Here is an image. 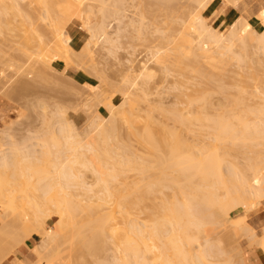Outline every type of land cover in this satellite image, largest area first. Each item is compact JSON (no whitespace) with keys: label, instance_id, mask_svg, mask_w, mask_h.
<instances>
[{"label":"bare ground","instance_id":"6f19581e","mask_svg":"<svg viewBox=\"0 0 264 264\" xmlns=\"http://www.w3.org/2000/svg\"><path fill=\"white\" fill-rule=\"evenodd\" d=\"M51 1L54 2L58 8H60L59 11H61V15H60V12H57L58 11L56 9L57 7L52 9ZM136 1H138V0H135V1L131 0V2H136ZM193 1H195V3H197V8H198V9L193 8L194 10H192V11H195V9H196V12L194 13L195 15H193L190 12V15L191 14L193 15V16L189 15L190 18L189 17L188 18L190 20L185 17L184 18L185 20L181 21V24L178 23L181 25L180 28H178L179 32L176 33L175 35L173 34V37H171L172 34H169L171 39L168 36V38L170 39V41L169 40L168 41L170 43H173V44L175 43L174 44V50L177 51V52H174L175 54L176 53H178V55L184 54V56H186L185 57L186 60H188L187 58H189L188 55L190 54V52H191V54L192 53L196 54V52H197V51L193 52V49H192L193 38L190 37L192 35V33H190L189 31L193 30L192 32H196L197 35H199V38L197 39L198 45H199L198 49H200L201 50L200 52L203 54L204 60L203 59L202 60L204 62L201 59L197 62L199 64L202 61V63H204V64H203V66L199 65V67L201 66L202 68L201 67L200 68L197 67V68L200 69V71L204 68V70H202V73H204L203 76H205L204 79H206V81L203 80L204 83L213 80V78H215V75L217 74L216 71H214L215 70L214 68H217V66L214 65L213 61H212L215 58L218 57L219 62L229 64L228 61L233 59V58H235L237 60H242V61L244 60L245 61L244 58H246V56L244 57V52L248 49H251V50L255 49V50H253L254 53L256 51L259 52V50H261L260 52H262V51L264 52V10L261 12L263 24L258 26V28L261 29V31H262V32L259 31L260 35L256 34L257 29L251 24V21H249L248 19L242 18V16L235 19L234 20L235 22H232L229 26L228 31L225 32V31L219 30L217 27H214L212 24L208 23V20L210 21V18L207 19V17L204 15V12L207 10V8L209 7V5L211 4V2L213 0H193ZM242 1L243 0H222V2H220V3H221V6L230 5V6L236 7ZM20 2H21V0H20ZM20 2H19V0H4V5L2 8H0V13H2V11H4L5 9L8 10L7 8H11L10 10L13 9V12L17 11L19 13V15L22 16L21 13H24L26 10L24 11L23 8H22L23 10L21 9ZM36 2L41 9L43 8V11H44V8H46L47 10L45 9V11H48L49 13L50 12L52 13L54 11V15H55V13H59V15L61 16L60 18H58L57 21H55V22L53 21V24L55 25V27L51 23V25L54 27L55 30H52L53 32H50V33H52V37L50 38V41L48 40V42H47V40L44 39V38L47 39V37H45V35H43L40 32V30H39L40 27H39L38 21L39 20L41 21V19H43V20L48 19L49 17H52L53 19L55 18L54 20H56L59 15H57V17H55L56 15L53 17V13L51 14L52 16H50V14L47 15L48 12H46L47 14L45 13V15H43L41 19H40L41 16L38 17V19H37L36 18L37 15H35L36 17L34 15H32L33 12L26 14L27 13V11H26L23 14L24 20L22 18V20H23L22 23L23 24L26 22H27L26 24L29 23L28 24L29 25L28 31L30 30L28 32L29 34H31L30 32H33L35 34L38 33L37 35L39 37H38V40H36V42H38L37 47H39L44 54L46 53L45 56L47 57V59L50 60V58H48V57L51 56V60H50L51 63L53 61H56V60L63 61L66 65V67H69L67 65L70 64V61H69L70 60V58H69L70 53L71 54L75 53L76 54V55L74 54L75 56H77V54L81 55L82 52H84V50L86 48L88 51L85 50V53L86 52L88 53L89 48H90L89 44H91L92 41L99 39L100 37H103V39L106 40L107 42L112 41V43H114V42L119 41V39L121 37V33H122L121 31L125 27L124 26L125 22H124L123 28H122V22L128 17L127 12L130 11L129 8L131 5V4L129 5V3L127 4V2H129V0H35V3ZM134 4L136 6L137 4H139V1H138V3H134ZM53 7H54V4H53ZM131 7H134V6H131ZM31 8H33V7L31 6ZM50 9H52L53 11H51ZM54 9H56V10H54ZM30 10H28V12ZM35 12H36V10H35ZM6 14H8L7 11H6ZM13 14L11 12L12 16L15 15V14L14 15ZM29 14H31V15L29 16ZM212 15H214V13ZM31 16L32 17L34 16L35 19L34 18L32 19ZM142 16H143V14H142ZM142 16H140L138 19L131 18V17H129V19H128V21H130V23H131L130 25H133V24L135 25L137 23L138 33L144 32V31H142L143 29L145 30V25H144L145 21L143 20L144 17L142 18ZM170 17L172 18V16H170ZM14 18H12V21H14ZM112 18L113 19L115 18L117 20V22H119L118 23V25H119L118 26V32L116 33V35H117L116 39H114L115 37L113 38L112 36H110V33L108 31V27L110 26L109 21ZM75 20L80 21L83 24L82 26L86 29V31L88 33V39L80 50H76L73 47V45H72L73 39H72L71 35L68 33V26L71 23L73 24V22ZM167 22H169V21H167ZM0 23H2V22H0ZM5 23H4V25H5ZM127 23L129 24V22H127ZM235 23H237V24H235ZM2 24H0V26ZM28 25L23 26V29H24V27H28ZM127 25H126V27H127ZM239 25H240V27H239ZM6 26H8V25L6 24ZM135 28H136V26L134 27V29ZM174 28H175V26H174ZM253 28L256 29V30L254 29L255 30L254 35H256L258 37L254 36L252 34L251 31ZM3 29H5V28H3ZM49 29L50 28H48V30ZM169 29H171V28H169ZM10 30H12V29L10 28ZM245 30L246 31L250 30L251 33L248 34L247 33L248 31L246 32ZM12 31H14V30H12ZM82 31H83V29H82ZM156 31L160 32V34L162 33V35H164V36L166 34L168 35V33H166L167 31H165L161 28H157ZM243 31H245L244 32V35L246 34L245 36L242 34ZM24 33L26 34L27 32L24 31ZM50 33L48 31L46 34L50 35ZM193 34L196 35L195 33H193ZM247 34L249 35V38H247L248 37ZM167 35H166V37H167ZM252 35L254 37H251ZM30 36L31 35H29V37ZM48 38H49V36H48ZM234 38L239 40V41L236 40V41H238V42H236V45H238V43H239L240 44L239 47L242 46L241 50H239V51L237 50V49H240L239 47H237V49L234 50V47H235L234 46L235 42L233 41V40H235ZM178 39H180V41ZM33 40H31V41L33 42ZM226 40L228 41V44H226ZM31 41L29 43H31ZM36 42H34V43H36ZM207 42H209L210 44H212L211 42H214L217 46L224 48L225 51L223 50L224 52L223 51L216 52V53H219V56L217 54L215 55V54H213L214 52L211 51V49H210L211 47H207V45H206V44H208ZM250 47H252V48H250ZM156 51H154L155 55L154 54L153 55L158 57L162 53V51H159V50H156ZM226 52L229 54L228 57L227 56L223 57V54H225ZM247 52H246V54L248 57ZM87 53H86V55H90ZM164 53H165V51H164ZM227 53H226V55H227ZM250 53H251V51H250ZM185 54H188V55H185ZM256 54H258V53L256 52ZM86 55H84V56L86 57ZM196 56H198V55H196ZM175 57H177L178 60H177V58L176 59L174 58L175 60H177L176 61L177 64H174V65H178L179 63H180L179 65H182V61L180 60L181 58L179 56H175ZM195 57L193 59L198 58V57H196V58ZM252 58H255V57H252ZM158 59H159V57L157 58V60ZM252 60H256V59H252ZM50 61L48 62L49 64H51ZM234 61H232V63ZM242 61L239 64H241ZM251 61H249L250 64H253V63H251ZM258 61H259V59H258ZM261 61H263V60H260L259 63H262ZM157 62H159V60ZM147 63L148 62L142 63V65L140 67L141 70H140L139 74H137L135 79H132L131 82L129 80L130 79L129 76L128 75H127L128 77L125 76L126 79H128L129 82L132 83L131 84L132 87H133V85L134 86L138 85V80H139L138 78H142L141 80H144L145 78H149L152 75H154L153 74V72H154L153 68H151ZM189 64H190V62H189ZM198 64H197V66H198ZM250 64L248 66H250ZM157 65H159V64H157ZM179 65H178V67H180ZM207 65H208V67H207ZM31 66H32V68L35 67L33 69V72L36 71L35 69L37 66H35V65H34V67H33V65H31ZM190 66H191V64H190ZM253 66H255V64ZM129 67H131V66H129ZM162 67H166V66L162 65ZM21 68H22V66H21ZM32 68L29 67L30 70ZM37 68H39V67H37ZM222 69H223V67H222ZM263 69H264V67H263ZM162 70H164V68H162ZM166 70H164V71L166 72ZM193 70H195V68ZM220 70H221V68H220ZM241 70H240V72H241ZM250 70H253V68L252 69L250 68ZM255 70H256V68H255ZM258 70L260 71V69H258ZM237 71H236V73H239ZM36 72H38V71H36ZM250 72H252V73H250ZM250 72L249 73L251 75L248 74L249 79L251 76H253L252 79L255 80V78H254V77H256L255 75H258L259 73L256 71L255 72L250 71ZM260 72H262L261 74L263 75V71L261 70ZM218 73H219V71H218ZM236 73H234V74H236ZM35 74H37V73H35ZM221 74H217L216 76L220 75L219 77H221ZM226 75H227V73H226ZM262 75L261 76L258 75L256 78L257 79L260 78L263 81L264 78H262L263 77ZM238 76L239 75L237 74V77ZM242 76H244V75H242ZM0 77L3 78V76H0ZM223 77H225V76L222 75V79L220 78V80H223ZM234 77H233V79L237 78V77L236 78H234ZM132 78H133V76H132ZM216 79H219V78L216 77ZM257 79H256V82H257ZM242 80H244V81H242L243 83H241V84L239 83L238 86H237L238 81L236 82L237 83L236 85L233 83L235 85L234 87H236V89L234 88L233 90H234V92H235V90H237V92H236L237 95H235L234 93L231 94V95L235 96V98L230 99V101L233 100L232 106L231 105H229V106L225 105V106H227L226 108H225V106H223V111H221V109H218L219 107H216L218 109V111L220 110L219 113L217 112L216 114H214L213 112H210V114L213 113L214 115H212V114L210 115L209 112L207 113L206 109L209 108L208 103H210V102H209V100H207L208 101L207 102L204 99H207L205 97V95L206 96H207V94L209 95L208 92L211 89L206 93V89H208V88L202 87L203 85L200 87L202 92L199 90L195 91L201 95H198L197 93H195V96H194L193 93L191 94L194 96V97L191 96L194 99L197 97L196 94L198 95V97L201 96V97H199L200 99H196V100L191 99L193 101L192 102V101H190V98H189L188 100L190 101L191 104L189 103V101H187V100L186 101H187L188 105L189 104L192 105L197 101L196 103L198 105H200V107L199 106L198 107L201 108V106H202V109H200V112L198 110L199 108L197 109L198 113L200 114L201 112L203 113L204 111H206L204 114H202V115L200 114L198 116H195L197 114H195V115L192 114L193 112L191 110V112L188 111L189 112L188 113L189 115H188L186 113V111H184L183 109H181V110L178 109L177 111L178 112L180 111L179 113L175 110H174L175 112H172L173 114L171 113L173 118H176V119H173L174 121L177 120L178 122L179 121L181 122V123H178V125L188 124L186 126H184V125H182V126L186 127V129H189L191 131V130H193L191 128L194 126L191 123L196 124L197 122H200V124L202 125L201 130L204 131L206 129L207 133L211 135L210 142L207 141L208 143L203 144V145L198 144V145H201V147L198 146V147H200V148H198V150H197L196 144H194L195 145L194 146L193 144L188 143L187 139H185L184 137H181L180 131H172L171 132L172 129L168 131L167 129H170V128L166 129V127H169V126L164 127L165 124L163 125V127L166 130L162 127V130L163 129L165 130V132H163V133L161 131V133L163 134V136H162V134L159 133L161 130V127H160V130L157 131L156 130L157 128L155 127V125H157V124H155L156 120L153 121L152 118L150 119L149 116H148L149 119H146L144 122H148V120L153 121L152 124L154 126L150 123L149 124H150V126H153V128L154 127L156 128V129L154 128V130H156L155 131L156 133H154L153 129L150 130L149 127L146 126V123H143L145 125L139 124L140 127L144 126L143 127L144 131H143V129H141L142 127L140 128L137 125L139 123L137 121V118H140V117H138L139 116L138 113L136 114L138 116H136L134 114L133 110H134L135 106H130L131 101L129 103L130 105H128L129 106L128 109L124 108V105L127 104L130 99L128 100V102L122 101L120 104L112 102L113 104H117V105L112 104V106H110L111 109L109 110V112H110V115L111 114L113 115V117L111 118L112 119L111 122L109 124L107 123L108 125L105 126V123L102 124L104 121L101 120L102 123H100V125L102 124L104 126L100 127L99 124H96L97 122H100V121L95 122L96 127H98V125H99V127L101 129L98 127L99 128V131H98L97 130L98 128L96 129V127L94 126V128L98 132H96V137L94 136L95 141L93 143H90L88 141L89 140L88 138L85 139L83 137L85 139V142L83 141L84 139L82 140L81 137H79L80 139H78L76 136V133L74 134V132L71 131L72 128H70L69 125L67 126L68 128L64 127L65 125L64 126L62 125L63 127L60 125L61 127L59 129V133L58 132L57 133L61 134L63 139H65V140L63 143L58 142V140H57L56 144H52L53 146L55 145V147H57V149H56L57 151H55L56 153H52L53 151L50 150L52 147L51 148L47 147V150H50L48 153L50 155H53V159L51 160L52 169L49 170V168H48V171L46 170V168L44 169V168H41L40 166L37 167L33 163L32 160H29V159L36 157L35 152H36L37 148H33V146H35V144L32 143V145H30V146H32L31 148H29L28 144L26 146L23 145L24 148L23 147L17 148V151H18L17 154L12 153L13 151L12 152L10 151L11 153H9V154H12V155L14 154V157L12 155L8 154L9 150L6 151V148H8V146L2 147L0 149V170L2 171V169H7L5 171L3 170L2 172H5L6 176L5 175H3V176L6 177L10 181H8L6 178H4L2 176L1 171H0V176H2L6 180V182L8 181V183H6V182H4L5 180L3 181V179L0 177V180L2 181V182L0 181V221H1L0 223H3V227L0 228V230L2 229L3 231H0V232L1 233L8 232L7 234H9V236H11L13 234L12 235L13 237L12 236L11 237L14 239V241H16V243L19 242V244L22 241L20 239L19 233L18 234L16 233L17 230L19 231L20 229H22L21 231L23 232L24 236L27 239H29L33 235H38L40 237V240L38 241V244L36 246H34V249H32V254L36 257V260L33 262V264H53L54 263L53 262V260H54L53 259V250L55 248L60 247L63 243H65V240H67L65 236H67V237L70 236V238H69L70 240L69 239L68 240H69V242H71V245H72V242L73 243L75 242L74 239H77L76 236H79L78 241H80V239L85 238L83 242L81 240L80 245L82 243H84L83 245H81L82 247L84 245H85V247L89 246V247H87V249L89 248V250H91V248H92V250H93V246L97 245V246H95V249L98 250L97 248L100 249L104 245L102 240H104L106 238V235H109V233L111 234V238L109 237L110 239H112L115 236V234H116V236L114 238H116L118 236L121 238L120 240H119V238H117L115 240V242H117V244H118V241H120L119 242L120 244L119 245L116 244L117 245L116 247L119 248L118 250L120 251V254H122V255L117 253L120 256L118 258H117V256L113 258L114 255H112L113 261H111V262H113V263L110 262L111 259L109 257L110 260H108L107 263L104 261H106L108 258L105 260H102L103 262L99 261L98 264H108L109 262H110V264H148L149 263L148 261L152 260V259H148L149 254L152 255V258L154 259L155 262H157V264H234L235 258L233 257L234 255L232 253H230L231 250L227 249L226 246L224 247L221 239L220 240L218 239L220 237H217V235H216V237H217V239H216V237H214L213 232H214V230L215 231L217 230L215 232V234H216L219 231L218 229H222L223 227H224V229H228L229 224H227L228 222H227L226 218H229L231 221L235 222L234 225L239 224L241 226V227L240 226L238 227L239 229H235L236 233L240 229L243 228L242 226H244L246 224V226H244L243 230H245L247 232L248 237L249 236L254 237V238H252L253 240L251 239V237H249V239L247 241H249V242L253 241L255 243V237L259 234H257L256 229L252 225L249 224L248 219L251 216H255L256 214H258L260 212L259 205H261L262 199L264 198V155H263L264 154V88H263L264 87L263 86L264 81L263 82L260 81L258 83L261 85V82H262V85H261L262 91L260 93L261 95L260 94H259V96L257 95L260 103L257 100L256 102H258L259 105L256 106L257 104L255 103L256 105L252 106V104H250V101L253 100L252 98H254L255 94L256 93L258 94V92L251 90V86H250V89H248V82L249 81L247 82L245 79H242ZM5 81H6V79H5ZM22 81H23V83L21 81H19V82H21L20 84H23V86L20 85V86H22L21 90H23V88H26V90H28L29 87H27V85H31V84L28 83V81L24 82L23 79H22ZM223 81H220V82H223ZM145 82L147 83V81H143L142 83L146 84ZM214 82H215V79H214ZM218 82L216 81V83H218ZM244 83H247V84H245V86H244ZM252 83H255V82H252ZM139 85H141V84L139 83ZM206 85H204V86H206ZM219 85L216 88H218V90L223 89L222 87L224 85L223 86L221 85L222 87L220 86V88H219ZM202 88H203V90H202ZM199 92H201V93H199ZM203 92H204V94L205 93L206 94L202 95ZM229 92H227V93H229ZM125 94H127V93H125ZM127 96H128V94H127ZM233 96H231V97H233ZM228 97H229V95H228ZM124 98L127 100L126 97H124ZM124 98H123V100H125ZM210 98L208 97V99H210ZM255 99H257V98H255ZM125 102H127V103H125ZM203 102L207 103L206 104L207 106ZM229 103L231 104V102H229ZM107 105H109V104H107ZM209 105H212V104L210 103ZM125 106H127V105H125ZM230 106H231V108L229 109L228 107H230ZM214 108H215V106H214ZM227 108L229 109L228 111L224 110ZM210 109H212V108H210ZM210 109H209V111H210ZM182 110L184 112H182ZM165 111H163V112L165 113ZM171 111H173V110H171ZM197 111H195V113ZM176 112H177V115H175ZM135 113H136V111H135ZM168 113L170 114V112H168ZM165 114H167V113H165ZM168 116H170V115H168ZM170 118H171V116H170ZM94 120L96 121V119H94ZM135 120L137 121V124L135 123L133 125ZM182 122H184V123H182ZM135 125H137V126H135ZM166 125H168V124H166ZM191 125H192V127H188ZM133 126H135L136 128L135 127L133 128ZM145 126H146V130H145ZM160 126H162V123L160 124ZM122 127L125 128V132H127L128 135L130 133V136L132 134H133V136H135L134 138L132 136V138L134 140H135V138H136V140L139 138L137 141L140 140L142 142L141 145H143V144H146V145L149 144V146L151 145L150 148L152 147L153 149L152 150L149 149V153H153V151H155L156 155L161 154L162 157H161V155H160V157L157 156L159 159L158 160L155 156V153L151 154V157L148 154L145 156H142L143 153L142 154L140 153L141 156H138L136 154H133L130 156L129 155L130 152L127 151V147H126L127 143L124 145V143L126 141L124 142L123 139L125 137H122L123 138L122 143H119V141H117V143H116L117 145H115V142L113 141L115 139L117 140V137L115 138V134H117L116 132H118V130H119V133L121 134V131H122L121 129H123ZM157 127L159 128V125ZM197 127H199V126H197ZM135 129H137L136 130L137 132H135ZM140 129L142 131L141 133H140ZM174 129L175 128H173V130ZM96 130H93V131H96ZM152 130H153V132H152ZM182 130H183V127H182ZM73 131H74V129H73ZM3 132L6 135L5 130ZM3 132H2V134H3ZM54 132H53V134H54ZM92 132H90V133H92ZM157 132L161 135V137L159 134H157ZM175 132H177V133L179 132V134H177ZM136 133H137V135H135ZM56 134L53 136L58 139V137H57L58 134L57 135ZM84 135L87 137L89 136V134L87 135L85 133H84ZM53 136H52V138H53ZM182 136H184L183 133H182ZM62 137H61V139H62ZM162 137L165 139H158V138H162ZM181 139H184L186 142L182 141ZM92 140H93V138H92ZM160 140H162V142H159ZM86 141H88V142H86ZM204 142L202 141L201 143H204ZM6 143H7V141L4 142V144H6ZM48 143H50V142H48ZM52 143H54V139H53ZM162 143L165 146L162 145ZM184 143L185 144L187 143V144L185 145ZM43 144H44L43 146L48 145V144L46 145L45 143H43ZM36 145H38V144H36ZM161 145L163 146V148ZM16 146L17 145H15V147ZM43 146H42V148H43ZM149 146L147 145L148 148H149ZM160 146H161V149H160ZM246 146H249V148H247ZM192 147L196 148V150L198 152L195 151ZM242 147L247 148L248 151L250 149L254 155V156L246 158V160L248 159V166H247V168H244L247 170H249V169L252 170L251 175H248L246 173L247 172L246 170L242 171L241 170L242 168L241 169L237 168L238 165L240 164V162L238 163V165H236L234 162H231L229 159H227V158H229L231 151L234 150V151L238 152L239 149H243ZM164 148H166L167 150H165ZM184 148L186 149V151H184ZM11 149H14V148H11ZM117 149H118V152H117ZM40 150H42V149H40ZM52 150H54V149H52ZM159 150H161V151H159ZM167 151L169 152V155H168V153H166ZM248 151H247V153H248ZM251 151H250V153H251ZM145 152L146 151H144V153ZM236 152L234 154H236ZM87 153L92 154L90 158H88ZM163 153L164 154L166 153V155H168V159H167V156L164 155ZM250 153H249V155H250ZM231 156L233 157L235 155L232 154ZM231 156H230V158H231ZM152 157H155V158H152ZM163 157L165 160L161 159ZM37 158H40V157H38V154H37L36 160H38ZM91 158H93L95 160H93ZM147 160L150 162L153 161V164L155 162V165H151V163L149 164V162ZM154 160H156V161H154ZM225 160L228 161L229 167H230V169L227 167L229 172L226 170L227 171L226 173H224L225 170H224L223 165H222V164H224ZM41 161H42V159H41ZM34 162H35V160H34ZM44 163H45V161H43L42 164H44ZM159 164H160V166H159ZM14 165H20L21 166V172H20V168H18V167H16V169H12V170L9 169ZM150 166H151V168H150ZM152 167H154V168L158 167L160 169V171H159L158 168H156L159 175L157 174V176H156L155 173H154L155 175L152 173V175H151L152 177L148 176V174H150V173H148L149 170L154 169ZM233 167L235 168V170ZM17 168L19 169L18 171H16ZM81 168L85 169L86 171H91V173H93L94 181L92 180V183L88 182L89 180L87 181L86 179H84L83 174H85V173L83 171H81ZM131 170H134V174H135L134 177L136 176L135 178L138 177L137 176L138 172H139V174L141 173L139 176H141L142 174L145 176L144 177L141 176L142 179L138 177L139 179H141L140 181H138L135 178L133 179V181L132 180L127 181L129 179L128 178L129 176L128 177L126 176L127 171L129 172ZM135 170H136L137 174L135 173ZM168 170H171L170 172H172V173L174 172L175 175L178 172L177 173L178 176L176 175L177 176L176 177L175 175H171L172 173L169 174V172H167ZM236 170L238 172H235ZM239 170H241V172ZM250 170H249V172H250ZM15 171L18 172L19 174L21 173L20 176L19 175L15 176ZM80 172H83V174ZM18 173H16V175ZM11 174H12V176L14 175L13 176L14 181L12 179H10ZM146 174L148 177H146ZM180 174H182V175L179 176ZM196 176H198V177H196ZM86 177H87V175H86ZM91 177H92V174H91ZM145 177L149 181H147ZM153 177H155L153 179V181L152 180L150 181V179H152ZM180 177H181L182 181L185 180V183H184V181L181 182ZM19 178H21V179L17 181V179H19ZM192 178H193V180L196 178L197 179L199 178V179L198 180L196 179L197 181L194 180L195 182L191 183ZM134 180L135 181L137 180V182H135ZM250 181H251V183H250ZM20 182L21 183L23 182V183L20 184ZM112 183L114 185H112ZM94 186H95V188L99 187L98 191L95 192ZM33 187L35 189H37L39 192H41L40 197L38 195L37 196L42 200L32 198L30 195H28V194H30V191H29V193L26 194V190L28 188L32 189ZM74 187H76L75 188L76 190H77V188H79L78 190H80L81 192L79 193V191H78V193L75 194V192H76L75 191L73 193ZM167 188L168 189L171 188L172 192H170V193L166 192L165 189H167ZM219 189L221 190V193L219 192ZM222 191H224V192L222 193ZM17 192L18 193L21 192L20 196L22 194V197L25 200H22L23 198H20V197L18 198ZM23 193H24V195H23ZM35 194L36 193L34 192V195ZM85 196L89 197L88 200L85 199L86 198ZM79 197H81V198H79ZM93 198H94V200H93ZM33 199H35V200H33ZM84 199L87 201L86 203H89V202H91V203L90 204H84L83 203L85 201ZM18 200H19V202H18ZM17 203L21 204V206H19ZM49 205L54 206V209L52 208L53 209L52 210L49 207ZM18 207H21V208L23 207V208L22 209L19 208V209H21V211H20L19 209H17ZM238 207H242L244 212L242 214L232 216L231 215L232 211ZM94 208H95V210L100 208V209H98L99 211L101 210L100 213L103 211L99 215V217L95 216V214H98L97 212H99V211H96V212H95V210L93 211ZM15 209H17L16 213H18V214H16V217L19 216L18 218H16L14 215L15 211H16ZM23 209L25 210V213L23 212L24 211ZM5 210L6 211H8V210L12 211L13 210V211L12 212L8 211L6 213ZM19 211H20V213H19ZM83 211H84V213H83ZM91 211H93V213H95L93 216L90 214L85 215V212L90 213ZM13 212H14V214L12 215ZM50 212L53 214H51ZM10 213H11V216L8 215ZM6 214L9 216V218L12 217V218H10V220L13 219L12 223H11V221L8 220L9 218L7 217ZM78 214L80 215V217H78ZM91 214H92V212H91ZM142 214H144L146 218H144V215H143L142 221H140L141 220L140 217ZM87 215H89L93 219L92 218L90 219ZM13 216L15 217V219ZM54 216L58 217V219L55 221L53 227H47L46 224H48L47 223L48 220L52 219ZM6 217L8 219H6ZM82 217H87V218L83 219L84 224H83V222H81ZM143 218L145 221L143 220ZM230 220H228V221L230 222ZM79 222H80V225H79ZM77 224L79 226H81V225L85 226L86 225L87 229L90 230L87 232L88 233L91 232V235L89 233L88 236L84 235V237L81 238L83 233H85L86 231L81 232L82 227H78ZM17 225H19V226H17ZM15 228H17V230H15ZM229 228H230V226H229ZM108 230L111 232H109ZM230 230L232 232V230H234V228L229 229L228 235H229V233H231ZM87 232H86V234H88ZM226 232H227V230H226ZM241 233H242V231H241ZM219 234H220V232H219ZM222 234H223V232H222ZM232 234H234V232H232L230 234L231 237H232ZM89 236H91V237H89ZM64 237H65V239H64ZM88 237H89V239H88ZM101 237H105V238L102 239ZM258 237H259V239H257ZM258 237H256V243L255 244L256 245L258 243L260 244L259 248L262 251V253L264 254V228H263V233L261 234V236L259 235ZM213 238H215V240H213ZM85 240H87V241L90 240V241L87 242ZM257 240H260V241L257 242ZM93 242L94 243L96 242L95 245L93 244ZM105 242H108V241H105ZM221 242H222V244H221ZM91 243L93 244V246H91L92 245ZM67 244H68V242H67ZM247 244H248V242H247ZM249 245H250V243H249ZM251 245H253V244L251 243ZM79 246H78V248H79ZM81 246H80V249H81ZM239 247L241 248V246H239ZM239 247L237 249H239ZM72 248H74V247H72ZM76 248H77V246H76ZM83 249H86V248H82L81 253L87 252L86 250L83 251ZM103 249H105V246H104V248H101L100 250H103ZM195 249H197V250H195ZM55 250H58V249H55ZM55 250H54V252H55ZM64 250H65V248H64ZM89 250H88V252H89ZM92 250H91V252H92ZM239 250H241V249H239ZM239 250H238V252H239ZM97 252H96V254H98ZM61 253L63 254V252H61ZM61 253H60V257L62 256ZM102 253H104V252H102ZM91 254H93V253H91ZM96 254L94 253V256ZM73 258H74V256H73ZM76 259H77V257H76ZM78 259H79V257H78ZM1 260H2V258H1ZM236 261H237V259H236ZM55 262H56V260H55ZM58 262H60V260ZM152 262H153V260H152ZM155 262H154V264H155ZM21 264H24V263L21 262ZM150 264H153V263H150ZM235 264H236V262H235ZM244 264H247V262L244 261Z\"/></svg>","mask_w":264,"mask_h":264},{"label":"rangeland","instance_id":"374dc122","mask_svg":"<svg viewBox=\"0 0 264 264\" xmlns=\"http://www.w3.org/2000/svg\"><path fill=\"white\" fill-rule=\"evenodd\" d=\"M133 1H135V0H133ZM138 1H139V4H137L135 6L134 3H138ZM138 1L131 2V0H129V2H127V4L129 3V5L131 4L130 8H129L130 11L127 12L128 13V17L126 18L127 20L125 19L122 22V28H123V23L124 22H125V25H124L125 27L121 31L122 33H121V37H120L119 41L114 42V43H112V41L111 42L110 41L107 42L106 40L103 39V37H100L99 39L92 41L91 44H89V47H90L89 48V52L88 53L86 52L87 54H90V55H86V53H85V50H87V48L84 50V52H82V54H81L82 56L80 54H77V56H75L76 55L75 53H73V54L70 53L69 54V56H70L69 57L70 58V60H69L70 64L67 65L69 67H66L65 63L63 61H60V60H56V61H53L51 63V61H50L51 60V56L48 57V58H50V60L47 59V57L45 56L46 53L44 54L41 51V49L39 47H37L38 46V44H37L38 42H36V40H38V37H39L37 35L38 33L35 34L33 32H30L31 34H29L28 33L30 31V30L28 31V29H29V25L28 24L29 23L26 24L27 23L26 22V23H24L25 25L22 23L23 20H24L23 14L26 11H27L26 14H28L30 12L31 13L33 12L32 15H34V16L37 15V17L35 16L37 19H38V17L41 16L40 17V19H41L42 16L45 15L46 12H48V11H45L46 8H44V11H43V8L41 9L38 6L37 2L35 3V0H33V1L32 0L31 1L30 0H21V2L19 0V2L21 4V9L23 8L24 11L26 10L24 13H21L22 16L19 15V13L17 11L13 12V9L10 10L11 8H7L8 10L5 9L4 10L5 12L2 11V13H0V19L3 17L0 20V22H2L3 24L2 23H0V24H2L1 26L3 28H5V29H3L0 26V76H3V78L0 77V149L2 147H7L8 146V148H6V151L9 150L8 154L11 153L12 151H13L12 153H16L17 154V152H18L17 148H22L23 145L26 146L27 144H28L29 148H31L32 146H30V145H32V143H33V144H35V146H33V148H37L36 152H35L36 153L35 155L37 157V154H38V157H40V158H37L39 161L36 160V157L32 158V159H29V160H32L33 163L37 167L40 166L41 168H44V169L46 168V170L48 171V168H49V170L52 169L51 160L53 159V155H50L48 152L51 150V151H53L52 153H56L55 151H57L56 150L57 147H55V145L53 146L52 144H56L57 140H58V142H62V143L65 140V139H63L61 134H58L59 133V129H60V127L62 125L63 126L65 125L64 127H66V128H68L67 126L69 125L70 128H72L71 131L74 132V134L76 133V136H77L78 139H80L79 137H81L82 140L84 138L85 139L88 138L89 139L88 141L90 143H93L95 141L96 132L99 131L100 127L104 126L102 124L105 123V126H106L112 120L111 118L113 117V115L112 114L110 115V112H109V110L111 109L110 106H112L113 103H119L120 104L122 101H127L128 102V100L130 99L128 103L125 102V103H127V104H125L127 106L124 105V108L128 109V107H129L128 105H130L129 103L131 101V105L130 106H135L134 110H133L134 114L136 115L138 113L139 116L138 115H136V116L140 117V118H137V121L139 123L137 124V121L135 120L133 125L136 123L139 126V124L142 125L143 123H146V126H148L150 130L151 129L154 130V128L156 127L157 129L156 128L155 129L157 131H159L160 127H161V130H160L159 133H161V131H162V133L165 132V130L167 128H170V129H167L168 131L172 129L171 132L172 131H180L181 132L180 133L181 137H184L185 139H187L188 143H191L193 145L196 144V147H197V150H198V148H200L201 145L207 144L208 142H210L211 135L207 133L206 129L204 130L205 132L201 130L202 129V125L200 124V122H197L196 124L191 123L192 125H194L193 127H192V125L188 126V127H192L191 129H193V130H191V131L189 129H186V127H184V126H186L188 124H186V125L180 124L181 126L184 125V126H182L183 127V130H182V127L180 125H178V123H181V122L180 121L178 122L177 120H175V121L173 120V119H176V118H173V116H172L173 113L172 112H175L178 109H180V110L183 109L184 111H186L187 114L189 112H191V110H192V112H193L192 114H194V115L197 114L195 116H198L200 114L201 115L204 114L206 111H204L203 113L201 112L200 114L198 113L197 109L200 107V105H198L196 103L197 101L194 104L190 105L191 104L190 101H192L191 99H194L192 97L195 96V93L198 94V92H195V91H197V90L201 91L200 87L202 85H203L202 87L208 88V89H206V93L211 89L208 92L210 96L207 94V96L209 98L211 97L210 99H208V97L205 95L206 93L205 94H204V92L202 93V95L204 94L205 97L207 98V99H204V98L203 99L206 100V101L209 100V102L213 105V106L209 105L210 103H208L209 108L208 109L205 108L207 110V113L209 112V114H210V112H213L214 114H216L217 112L219 113L220 110L218 111V109H221V111H223V106H225V105H227V106L231 105L232 106V103H233L232 101L233 100L230 101V99L235 98V96H233L231 94L234 93L235 95H237V93H236L237 90H235V92H234L233 89L234 88L236 89V87H234V86L237 83H238L237 86L239 85V83L240 84L243 83L242 81H244V80H242V79H245L247 82L249 81L248 82V89H250V86H251V90H253L255 92L256 91L258 92V94L257 93L255 94L256 97L254 96V98H252L253 100L250 101V104H252V106L256 105V104H257L256 106L259 105L260 101H259L257 95L259 96V94L262 91V86L261 85H262V82L264 81V79L262 81L259 77H258L259 79H257L256 77L258 75L259 76L262 75L261 74L262 72H260L262 70L263 71V75H262L263 77L262 78H264V69H263V67H264L263 66L264 65V62H263L264 61V58H263L264 57V52L263 51H262L263 53L260 52L261 50H259V52L256 51L258 53V54H256V52L255 53L253 52V50H255V49H253V50L248 49L245 52L243 51L244 52V57L246 56V58H244L245 61L244 60L243 61L242 60H237V59L233 58L231 60L232 61L235 60L236 62L234 61L232 63V61L229 60L228 61L229 64L219 62L218 61V57L215 58L214 60H212L213 64L217 66V68H214L215 69L214 71H216L217 74H221V73L222 74H221V77H219L220 75L216 76L217 75L216 74L215 78H213V80L205 82L208 85L207 86L203 82V80L206 81V79H204L205 76H203L204 73H202V70H204V68L201 71H200V69H198V68L201 67V66L199 67V65L203 66V64H204V63H202V61L204 60L203 54L200 52L201 50L198 49L199 45H198V40L197 39L199 38V35H197L196 32H192L193 30H191V31H189L190 29L188 30L190 33H192V35L190 37L193 38V40H192L193 41L192 42L193 52L197 51L196 54L192 53L193 55L191 54V52H190L189 55L185 54V55H188V57L190 58V59L187 58L188 60H186V58H185L186 56H184V54L183 55L182 54L178 55V53L175 54L174 52H177V51L174 50V44L175 43L173 44V43L169 42L171 37H173V34L175 35L176 33L179 32L178 28H180V26H181L180 25L181 21L185 20L184 19L185 17L188 18L189 15H190V12L193 15H195L194 13L196 12V9H195V11H192V10H194L193 8H197V3H195V1H193V0H138ZM217 1L222 2V0H217ZM53 4H54V7H53ZM3 5H4V0H0V8H2ZM239 5L236 6L237 9L239 8L238 9L239 17L242 16V18H245V19H251V18H256L257 17V18H260L262 20L261 12L264 10V0H243ZM31 6L33 8H31ZM131 6H134V7H131ZM51 7L53 9V8L57 7V5H55V3L51 1ZM52 9H50V10L53 11ZM56 9L58 10L57 12H60V15H61V11H59L60 8L57 7ZM56 9H54V10H56ZM28 10H30V11L28 12ZM35 10H36V12H35ZM6 11H7L8 14H6ZM11 12H12V14L14 13L15 15L13 14L14 16H12ZM52 13H53V17L55 15H56L55 17H57V15H59V13H55V15H54V11ZM52 13L48 12V14L47 13L46 14L47 15L50 14V16H52L51 15ZM142 14H143V16H142ZM192 14L190 16H193ZM30 15L31 14H29V16ZM60 15L57 17L56 20H54L55 18L53 19L52 17L48 16L49 17L48 19H45V20L41 19V21L40 20L38 21L39 22L38 24H39V27H40L39 30H40V32L43 35H45V37H47V39L43 37L45 40H47V42H48V40L50 41V38L52 37V33H50V32H53L52 30H55L54 29L55 25L53 24V21L54 22L57 21L58 18L61 17ZM204 15L207 17V14L205 12H204ZM34 16L33 17L31 16L32 19L33 18L35 19ZM140 16H142V18L144 17L143 20L145 21V22L143 21L144 25H145V30L143 29L142 31H144V32H142V33H138V30H137L138 29L137 28L138 25H137V23L135 25L134 24L130 25L131 23H130V21H128L129 17L138 19ZM170 16H172V18ZM12 18H14V21H12ZM22 18H23V20H22ZM207 19H209V18L207 17ZM167 21H169V22H167ZM127 22H129V24ZM233 22H235V21H233ZM4 23H5V25H4ZM51 23L53 24L54 27L51 25ZM118 23L119 22H117V20L115 18L114 19L112 18L109 21L110 26L108 27V31L110 33V36H112L113 38L115 37L114 39L117 38L116 37L117 36L116 33L118 32V26H119ZM178 23H180V24H178ZM208 23L212 24L214 27H217L219 30H222V31L226 32V31H228L229 26H230V24L232 22L230 24L220 26L217 23L216 24L213 23L212 19L210 18V21L208 20ZM6 24L8 26H6ZM235 24H237V23H235ZM27 25H28V27H24V29L26 28L24 30L23 26H27ZM82 25L83 24L80 21L75 20L73 22V24L71 23L68 26V33L71 35V37L73 39L72 45H73V47L76 50H80L82 48V46L86 43L87 39H88V33H87L86 29ZM126 25H127V27H126ZM135 26H136V28L134 29ZM174 26H175V28H174ZM239 27H240V25H239ZM10 28L12 30H14V31L10 30ZM48 28H50V29L48 30ZM81 28L83 29V31H82ZM157 28H161V29L167 31L166 32V33H168V35L166 34L167 37H166V35L164 36V35H162V33L160 34V32H157L156 31ZM169 28H171V29H169ZM254 29L255 28H253L252 31H251L253 35L255 34L254 31L257 28L255 30ZM47 30L49 31L50 35L46 34L48 32ZM24 31H26L28 34L27 33L25 34ZM245 31L242 32L243 35H244ZM247 31L246 32L248 34L251 33L250 30H247ZM256 31H257L256 32L257 35H260V32H262L261 29H259V30L257 29ZM193 33H195L197 36L194 35ZM169 34H172V36L170 37ZM248 34H247L248 37L246 36L247 38H249ZM29 35H31V36L29 37ZM253 35L251 37L256 36V35H254V36ZM48 36H49V38H48ZM168 36H169L170 39L168 38ZM256 37H258V36H256ZM31 40H33V42ZM178 40L180 41V39H178ZM236 40H238V39L233 40L235 42L234 43L235 44L234 45L235 46L234 50L237 49V47L240 46L239 43H238V45H236V42L239 41V40L238 41H236ZM30 41H31V43H29ZM34 42H36V43H34ZM207 43L209 44V45L206 44L207 47H211L210 49H211V51L214 52L213 54H215V55L217 54L219 56V53H216V52L224 50V48L217 46L214 42H211L212 44H210L209 42H207ZM226 44H228L227 40H226ZM241 47H239L240 49H237V50L238 51L241 50ZM250 48H252V47H250ZM156 50L162 51V53L158 56L159 57L158 60H159L160 63L157 62L158 61L157 60L158 57L154 56L155 55L154 51H156ZM164 51H165V53H164ZM250 51H251V53H250ZM246 52L248 53V57L249 58L247 57ZM226 53L223 54V57H225V56L228 57L229 54L227 53V55H226ZM84 55H86V57ZM196 55H198V56H196ZM175 56H179L181 58L180 60L182 61V65H179L180 63L178 62L179 63L178 65L180 67H178V65H174V64H177L176 61L178 60V58L175 57ZM193 56L194 57L196 56L198 58L195 57L196 59H193L194 58ZM252 57H255V58H252ZM174 58L175 59L177 58V60H175ZM200 59L201 60L203 59L201 61L202 64L201 63L198 64V62H197ZM250 59L251 60L252 59H256V60H252L251 61ZM258 59H259V61L263 60V61H261L262 63H259ZM49 61H50V63L52 65L48 63ZM241 61H242V63L239 64ZM249 61H251V63H253V64H250ZM144 62H148L147 64L151 68H153V71H154L153 74L154 75H152L149 78H145L146 80L145 79L141 80L142 78H138L139 79L138 80V85L136 84L137 86L133 85V87H132L131 86L132 83H130V82H131L132 79H135L137 74H139V72L141 70L140 67H141L142 63H144ZM189 62H190L192 67L190 66ZM157 64H159V65H157ZM197 64H198V66H197ZM249 64H250V66H248ZM254 64H255V66H253ZM31 65H33V67H34V65L39 67V68L36 67V69H35L38 72H36V71L33 72V69L35 67L32 68ZM162 65L163 66L165 65L166 67H162ZM21 66H22V68H21ZM129 66H131V67H129ZM29 67H31L32 69L30 70ZM207 67H208V65H207ZM222 67H223V69H222ZM162 68H164V70L167 69L166 72L164 70H162ZM192 68L193 69L195 68V70L197 69L196 70L197 72L195 70H193ZM220 68H221L222 71L220 70ZM250 68L251 69L253 68V70H250ZM255 68H256V70H255ZM258 69H260V71ZM240 70H241V72H240ZM218 71H219V73H218ZM236 71L239 72V73H236ZM250 71H253V72L256 71V72L259 73L258 75H255L256 76V77H254L255 80L252 79L253 76H251L250 79H249V77H248L249 75L248 74L252 73ZM225 72L227 73V75L228 74L229 75L227 76ZM35 73H37V74H35ZM234 73H236V74H234ZM237 74L239 75L238 77H237ZM127 75L130 78L129 79L130 82H129L128 79H126V77H128ZM222 75L225 76V77H223L224 81L220 80V78L222 79ZM242 75H244L245 77L242 76ZM132 76H133V78H132ZM216 77H218L219 79H216ZM233 77L234 78L237 77V78L233 79ZM5 79H6V81H5ZM22 79L24 80V82L28 81V83L31 84V85H27V87H29L28 90H26V88H23V90H21V87L23 86V84H20L21 82L23 83ZM214 79H215V82H214ZM256 79H257V82H256ZM219 80L223 81V82H220ZM19 81H21V82H19ZM143 81H147V83L145 82L146 84H144V83H142ZM216 81L217 82L219 81L218 83L220 85L218 83H216ZM260 81H262L261 85L258 84ZM252 82H255V83H252ZM139 83L141 85H139ZM245 84H247V83H244V86H245ZM20 85H22V86H20ZM204 85H206V86H204ZM218 85H219V88H220L221 85L222 86L224 85L223 87L221 86L223 89L218 90V88H216ZM202 90H203V88H202ZM201 92H199V93H201ZM227 92H229V93H227ZM125 93H127L128 96ZM192 93H193L194 96L191 95ZM197 94H196L197 97H198V95H201V94H198V95ZM227 94L229 95V97H228ZM230 95L233 96V97H231ZM123 96L126 97L127 100ZM197 97L194 100L200 99L199 97H201V96H199L198 98ZM123 98L125 100H123ZM189 98H190V101L188 100ZM255 98H257V99H255ZM186 100L189 101V103H190L189 105H188ZM257 100H258L259 103L256 102ZM228 101L231 102V104ZM107 104H109V105H107ZM204 104L206 105L207 103H204ZM219 104L220 105L222 104V105L220 106ZM113 105H117V104H113ZM214 106H215V108H214ZM227 106H225V108ZM231 106L228 107V108L230 109ZM216 107H219V108L217 109ZM210 108H212V109H210ZM228 108L224 109V110L228 111L229 110ZM200 109H202V106H201V108L198 109L199 112H200ZM209 109H210V111H209ZM171 110H173V111H171ZM183 110H182V112H184ZM135 111H136V113H135ZM163 111H165V113L170 115L171 118H170V116L165 114ZM167 111L170 112V114ZM195 111H197V112L195 113ZM177 112H176V114L175 113L174 114L177 115ZM213 113H211V114L214 115ZM148 116L150 117V119L152 118L153 121L156 120L155 124H157V125H155L154 128H153L154 125L152 124L153 121L150 120L151 121L150 122L148 120V122H144L146 119H149ZM94 119H96V121ZM101 120L104 121V122L102 123ZM97 121H100V122H97ZM95 122H97L96 124H99V125H100V123H102V124L100 125V127L98 125V127H99L98 128V127H96ZM149 123L152 124L153 126H150ZM161 123H162V126H160ZM182 123H184V122H182ZM166 124H168V125H166ZM137 125H135V126H137ZM143 125H145V124H143ZM158 125H159V128L157 127ZM163 125H164V127L165 126H169V127H166V129H165L163 127ZM94 126L96 127V129L98 128L97 129L98 131L94 128ZM135 126H133V128ZM146 126H145V130H146ZM197 126H199V127H197ZM141 127L140 128L143 129V131H144V128H143L144 126H141ZM162 127L165 129V130L163 129L164 131L162 130ZM172 127L175 128V129L173 130ZM73 129H74V131H73ZM92 129L96 130V131H93ZM141 129H140V133L142 132ZM2 130L3 131L5 130L6 135H5V133ZM121 130H122L121 134L119 133V130H118V132H116L118 134V135L115 134V138L117 137V140L114 138L115 140H113V141L115 142V145H117L116 144L117 141H119V143H122L123 140H124V142L126 141L124 143V145L127 143L126 147H127V151L130 152V154H129L130 156L133 155V154L141 156V154L143 153L144 155L142 154V156H145V155L148 154L151 157V154L155 153V151H153V153H149V149H151V150L153 149L152 147L150 148L151 145L149 146V144H147L149 146V148L147 147L146 144L141 145L142 142L140 140H139L140 142L137 141L139 138L137 140L135 138V140H134L133 138L135 136H133V134L130 136V133H129V135H128V133L125 132V128H123ZM136 130L137 129H135V132H137ZM153 130H152V132H153ZM156 130H154V133H156L155 132ZM2 132H3V134H2ZM53 132H54V134H53ZM90 132H92V133H90ZM56 133L58 134V136H57L58 139L53 136ZM84 133L87 134V135L89 134V136L88 137L85 136ZM159 133L157 132V134H159ZM175 133H177V132H175ZM182 133L184 134V136H182ZM177 134H179V132ZM135 135H137V133ZM52 136H53V138H52ZM132 136H133V138H132ZM162 136H163V134H162ZM61 137H62V139H61ZM122 137H125V138L123 139ZM160 137H161V135H160ZM92 138H93V140H92ZM53 139H54V143H52ZM85 139L83 140L84 142H85ZM158 139H165V138L162 137V138H158ZM181 140L186 142L184 139H181ZM5 141H7L6 144H4ZM88 141H86V142H88ZM202 141L203 142L205 141V142L201 143ZM48 142H50V143H48ZM159 142H162V140H160ZM43 143H45L46 145L48 144V145L47 146H43L44 145ZM163 143H162V145L165 144V143L164 144ZM36 144H38V145H36ZM198 144H201V145H198ZM15 145H17V146L15 147ZM42 146H43V148H42ZM161 146H160V149H161ZM198 146H200V147H198ZM10 147L14 148V149H11ZM47 147H49V148L52 147V148L50 150H47ZM244 147H242L243 149H239V150L237 149L238 152H236L234 150H233L234 152L231 151L230 156L232 154L235 155V156H233L234 158L232 156L230 158V156H229V158H227V159H229L231 162H234L236 165H238V163L240 162V164H239L240 166L238 165L237 168L238 169L242 168L241 169L242 171L246 170L247 171L246 173L248 175H251V173H252L251 171L252 170L249 169L250 170V172H249V170L244 169V168H247V166H248V159L246 160V158L254 156V155H253V153H252V151L250 149L248 151L247 148H249V146H246L247 148H244ZM162 148H163V146H162ZM192 148L195 151H197L196 148H194V147H192ZM40 149H42V150H40ZM52 149H54V150H52ZM164 149L167 150L166 148H164ZM144 151H146L145 152L146 154L144 153ZM159 151H161V150H159ZM184 151H186L185 148H184ZM247 151H248V153H247ZM250 151H251L252 154L250 153ZM117 152H118V149H117ZM235 152H236V154H234ZM166 153H168V155H169L168 151ZM166 153L165 154L163 153V154L166 155ZM249 153H250V155H249ZM9 155H12V154H9ZM91 155L92 154H88L87 155L88 158H90ZM160 155H156V153H155V156H156L157 159H158V157H160ZM168 155H166L167 159H168ZM12 156L14 157V154ZM161 157H162V155H161ZM152 158H155V157H152ZM41 159H42V161H41ZM91 159H93V158H91ZM161 159H164V157L161 158ZM34 160H35V162L36 161L37 162L35 163ZM93 160H95V159H93ZM43 161H45L44 164H42ZM154 161H156V160H154ZM148 162H149V164L151 163V165H155V162L153 164V161L152 162L148 161ZM222 165H223V168L225 170L224 173H226L228 171V168L230 169L228 161L225 160L224 164H222ZM159 166H160V164H159ZM16 167L20 168V172H21V166L20 165H14V166H12L9 169H11V170L12 169H16ZM18 168H17L16 171L19 170ZM150 168H151V166H150ZM152 168H154V167H152ZM156 168H158V167H156ZM156 168H154L153 170H149L148 173H150V174H148V176L152 177L151 176L152 173L153 174L155 173L156 176H157L158 172H157ZM3 170L5 171L7 169H2V171ZM158 170L160 171L159 168H158ZM234 170H235V168H234ZM241 170H239V171L241 172ZM2 171H1V173H2V176H3V175H5V172H2ZM16 171H15V176H18V175L20 176L21 173L19 174ZM81 171H83L85 173V174H83V172H80V173L83 174L84 179H86L87 181L89 180L88 182H90V183H92V180L94 181V179H93L94 175H93V173H91V171H86L85 169H82V168H81ZM170 171L171 170H168L167 172H169V174H170V173H172ZM235 172H238V171L236 170ZM16 173H18V174L16 175ZM135 173L137 174L136 170H135ZM177 173H176V175L178 176ZM91 174H92V177H91ZM140 174H139V172L137 174V176L139 178H141V176L142 177L145 176L143 174L141 176H139ZM86 175H87V177H86ZM134 175H135L134 174V170H131L129 172L127 171L126 176L127 177L129 176L128 177L129 179L127 181H129V180L133 181V179L136 177V176L134 177ZM171 175H175L174 172ZM181 175L182 174H180L179 176H181ZM2 176H0V177L4 181L5 180L4 178H6V177L3 176L4 177L3 178ZM13 176L11 174L10 175L11 178L10 177L9 178L13 180L14 179ZM148 176L146 174V177H148ZM138 177L135 178V179L140 181L142 178L139 179ZM196 177H198V176H196ZM154 178L155 177L150 179V181L151 180L153 181ZM193 178L191 179V183H194L195 181H197L199 179V178L198 179L196 178L197 180L194 179L195 180L194 181ZM20 179L21 178L17 179V181L20 180ZM137 180L136 181L134 180V181L137 182ZM146 180H147V178H146ZM180 180H181V177H180ZM8 181H10V180H8ZM8 181L6 182V180H5L4 182L8 183ZM147 181H149V180H147ZM183 181L185 183V180H183ZM183 181L181 180V182H183ZM22 183L20 182V184H22ZM250 183H251V181H250ZM112 185H114V184L112 183ZM33 188L32 189L28 188L26 190V194L29 193V191H30V194H28V195H30L32 198L40 199L39 197L41 195L40 194L41 192H39L35 188H34L35 189L34 190ZM75 188L76 187H74V189H73V193L75 191H76L75 194H77L78 191H79V193L81 192L80 190H78L79 188H77V190ZM98 188H95V186H94L95 192L98 191ZM32 190L36 193L35 195H34V192ZM165 190H166V192H169V193L172 192L171 188L170 189L167 188ZM219 192L221 193L220 189H219ZM223 192L224 191H222V193ZM20 193H18V195H17L18 198L19 197L23 198L22 194L20 196ZM23 195H24V193H23ZM79 198H81V197H79ZM88 198L89 197H86L85 199L88 200ZM35 199H33V200H35ZM19 200H18V202H19ZM22 200H25V199L23 198ZM40 200H42V199H40ZM93 200H94V198H93ZM86 202L87 201L85 200L83 203L84 204H90L91 203V202H89V203H86ZM17 204L19 206H21V204H19V203H17ZM49 207L51 209L52 208L54 209V206H52V205L51 206L49 205ZM259 207H260V212L258 214H256L255 216H251L248 219V222H249L250 225H252L256 229L257 234H259L261 236V234L263 233V228H264V198L262 199L261 205H259ZM19 208H21V207H18L17 209H19ZM17 209H15L16 210L15 214H14V212L12 213V215L14 214L15 217H16V214H18V213H16ZM21 209H19V210L21 211ZM98 209H100V208H98ZM98 209L95 210V208H94L93 211L94 210H95V212L99 211ZM8 211H11V210H8ZM8 211H6V213ZM20 211H19V213H20ZM93 211H91L92 214H91V212L90 213L85 212V215L86 214H90V215L93 216L95 214V213H93ZM100 211L97 212L98 214H95L96 217H99V215L103 212L102 211L100 213ZM23 212L25 213V210ZM243 212H244L243 208L242 207H238V208H236L235 210L232 211L231 215L232 216H236V215L242 214ZM83 213H84V211H83ZM51 214H53V213H51ZM79 214H78V217H80ZM8 215L11 216V213L8 214ZM8 215H7V217L9 218ZM143 215L144 214L141 215V217H140L141 220L139 219L140 221H142ZM87 216L90 219L92 218L89 215H87ZM7 217H6V219H8ZM15 217H14V219H15ZM18 217H16V218H18ZM10 218H12V217H10ZM10 218L8 220L11 221V223H12L13 219L10 220ZM84 218H87V217H82L81 218L82 219L81 222H83ZM144 218H146L145 215H144ZM144 218H143V220H144ZM57 219H58V217L54 216L52 219L48 220V222H47L48 224H46V226L47 227H53V225H54V223H55V221ZM226 220H227V222H228L227 224H229L230 228H232V229L234 228V230H232V232H234V234H235L236 233L235 229H239L238 227L240 225L239 224L234 225L235 222L231 221L229 218H226ZM228 220H230V222ZM83 224H84V222H83ZM79 225H80V222H79ZM79 225H78V227H82L81 228V232L90 231L89 229H87L86 225L85 226H82V225L79 226ZM17 226H19V225H17ZM229 226H228V229H224V227L222 229H218L217 228L219 231L215 234V232L217 230L216 231L214 230L213 233H214V237H216V235H217V237H220L218 239L219 240L221 239V241L223 242V246L224 247L226 246L227 249L231 250L230 253H232L234 255L233 257L235 258L234 259V264H235V262H236V264H244V261H246V257L244 255V253L249 248L257 249V250H259L262 253V251L259 248L260 244L259 243L257 245L255 244L256 243V237H258L259 235H257L255 237V243L253 241H251V240H250L251 242L247 241L249 239V237H251V236L248 237L247 232L245 230H243V228H244V226H246V224L244 226H242L243 227L242 229H240L239 231L237 230L238 232L235 235L232 234V237L230 235L232 233L231 230H230L231 233H229L230 236L228 235V231L230 229ZM1 227H3V223H0V228ZM15 230H17V228H15ZM21 230L22 229H20L19 231L18 230L16 231L17 234L19 233L20 239L22 241L20 244H19V242L16 243V241H14V239L12 238L13 234L12 235L10 234L12 236L11 237V236H9V234H7L8 232H4V233L0 232V248L2 247L1 248L2 250L0 249V263L1 264H7V263H9V264H21L22 261L19 258H17V256H16L17 255V250H18L19 246L24 241L27 240V238L24 236V234H23V232ZM226 230H227V232H226ZM0 231H3V230L1 229ZM241 231H242V233H241ZM86 232L83 233L81 238H83L84 235L88 236L89 233L91 235V232H89V233L87 232L88 234H86ZM109 232H111V231H109ZM219 232H220L221 235L219 234ZM222 232H223V234H222ZM115 236H116V234H115ZM65 237H66L67 240L70 238V236L69 237L65 236ZM65 237H64V239H65ZM78 237L79 236H76L77 239H74L75 242L74 243L72 242V245H71V242H69L70 239L68 241L65 240V243H63L60 246L61 248L60 247L55 248V249H58V250L54 249L56 253L53 250V259H54L53 260V262H54L53 264H82V263L83 264H85V263L86 264H88V263L89 264H98L99 261L101 262L102 260H105L107 258L108 259L106 261H104V262L107 263L108 260H110V259H111L110 262L113 261L112 260V255H114L113 258L116 257V256H117V258L120 257L119 256L120 251L118 250L119 248L116 247L117 245L120 244L119 243L120 241L117 240L118 244H117V242H115V240L117 238H119V240L121 239L119 236L116 237V238L113 237L112 239H110L111 238V234L109 233V235H106V238L105 237H101L102 239L105 238L104 239L105 241H108V242H105L104 240H102L104 245L101 248H104V246H105L106 250L105 249L100 250L101 248L100 249L97 248L98 250H96L95 249V246H97V245H95L96 242L95 243L93 242V244L95 246H93V244L91 243L92 244L91 246H93V250L91 248L92 252H91V250H89V248L87 249V247H89V246H86V247H85V245L83 247L81 246L84 243H82L80 245L81 240L83 242L85 238L84 239H80V241H78V239H79ZM89 237H91V236H89ZM89 237H88V239H89ZM217 237H216V239H217ZM35 238H36V242L37 243L34 246H36L38 244V241L40 240V237L38 235H35ZM252 238H254V237H251V239ZM257 239H259V237ZM213 240H215V238H213ZM66 241L68 242V244H67ZM85 241H87V240H85ZM88 241H90V240H88ZM258 241H260V240H257V242ZM222 242H221V244H222ZM247 242H248V244H247ZM249 243H250V245H249ZM251 243L253 245H251ZM78 244L81 246V249H80V246ZM238 245L241 246V248ZM76 246H77V248H76ZM78 246H79V248H78ZM72 247H74V248H72ZM238 247L241 250L237 249ZM64 248H65V250H64ZM82 248H86V249H83V251L86 250L88 252V250H89L90 253L89 252L88 253L87 252L81 253ZM33 249H34V247H33ZM195 250H197V249H195ZM238 250H239V252H238ZM61 252H63V254ZM96 252L98 254H96ZM102 252H104V253H102ZM60 253L62 254V256H61L62 258L60 257ZM91 253H93V254H91ZM94 253L96 254L95 256H94ZM117 253H119V254H117ZM120 255H122V254H120ZM73 256H74V258H73ZM76 257H77V259H76ZM78 257H79V259H78ZM109 257H110V259H109ZM1 258H2V260H1ZM34 258L36 260L35 256H34ZM148 259H152L153 260V262H152V260H149L148 264H150V263L154 264L155 261L152 258L151 254L148 255ZM236 259H237V261H236ZM55 260H56V262H55ZM59 260H60V262H58ZM33 262L32 263L22 262V263H24V264H33ZM110 262L108 264H110ZM111 263H113V262H111ZM155 264H157V262H155Z\"/></svg>","mask_w":264,"mask_h":264},{"label":"crops","instance_id":"0c3cea01","mask_svg":"<svg viewBox=\"0 0 264 264\" xmlns=\"http://www.w3.org/2000/svg\"><path fill=\"white\" fill-rule=\"evenodd\" d=\"M238 12L239 11L236 7H233L230 5L221 6V3L217 0H213L211 4L209 5V7L207 8V10L205 11V13L207 14V17L211 18L213 16L211 18L212 22L215 24L217 23L220 26L230 24L235 19H237L239 17ZM213 13L214 15H212ZM248 20L251 21V24L257 29H259L258 28L259 25L263 24L262 20L257 17L251 18ZM36 243L37 242H36L35 235H33L32 237L24 241L17 250V255H16L17 258H19L22 262L32 263L35 260L34 256L32 255V249ZM244 255L246 257V261L248 264H264V254L261 253L257 249L249 248L244 253Z\"/></svg>","mask_w":264,"mask_h":264}]
</instances>
